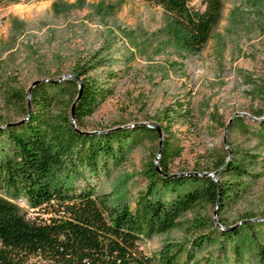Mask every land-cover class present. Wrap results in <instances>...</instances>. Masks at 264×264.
Wrapping results in <instances>:
<instances>
[{
  "label": "rangeland",
  "instance_id": "1",
  "mask_svg": "<svg viewBox=\"0 0 264 264\" xmlns=\"http://www.w3.org/2000/svg\"><path fill=\"white\" fill-rule=\"evenodd\" d=\"M85 64H98L87 74L97 83L107 81L108 73L114 77L109 81L112 95L84 118L81 131L105 132L138 123L159 128L156 119L169 108L173 116L169 114L164 130L173 149L169 173H209L217 183L218 177L225 179L216 168L219 161L260 149L252 130L264 116V0H223L221 20L198 53L183 48L159 7L140 0H4L0 126L25 120L19 94L25 103L31 82L63 81ZM72 82L66 86L65 102L76 94ZM177 105L182 108L176 110ZM163 136L160 131V138L138 137L117 168L108 164V175L77 178L74 185L88 183L107 196L109 205L131 207L145 185L140 172L149 161H158ZM5 145L2 134L0 146ZM258 172L247 192L219 215L215 205L203 203L181 216L175 228L142 241L139 248L151 254L164 245L183 243L194 217L210 218L213 225L217 216L226 224L250 216L251 222H258L254 220L264 216V168ZM18 204L28 218H46Z\"/></svg>",
  "mask_w": 264,
  "mask_h": 264
},
{
  "label": "trees",
  "instance_id": "2",
  "mask_svg": "<svg viewBox=\"0 0 264 264\" xmlns=\"http://www.w3.org/2000/svg\"><path fill=\"white\" fill-rule=\"evenodd\" d=\"M4 0H0V4ZM159 7L171 28L181 37L185 50L198 53L221 20L223 0H140ZM198 3L199 8H195ZM100 63V62H98ZM98 64L78 66L73 74L81 81V92L73 107L74 131L69 123L72 98L65 102L72 81L40 82L33 86L26 102L19 94L20 113L27 120L0 130L6 145L0 146V264H264V220L226 224L217 216L194 217L183 243L167 244L147 254L139 248L179 223L181 216L203 203L215 205L217 215L248 190L264 168V116L255 124L258 147L250 152L222 159L218 185L206 176H172L167 163L172 158L164 131L173 110L167 108L156 119L163 138L157 166L149 161L140 174L145 181L133 205L108 204L107 196L93 185H74L117 168L140 138L155 137L143 126L121 127L103 133L81 131L82 121L113 93L107 81L97 83L87 74ZM181 109V105L176 106ZM164 123L165 126H161ZM249 129V128H248ZM80 131V132H78ZM27 201L30 210L41 211L28 218L18 202ZM238 220V221H240Z\"/></svg>",
  "mask_w": 264,
  "mask_h": 264
},
{
  "label": "water",
  "instance_id": "3",
  "mask_svg": "<svg viewBox=\"0 0 264 264\" xmlns=\"http://www.w3.org/2000/svg\"><path fill=\"white\" fill-rule=\"evenodd\" d=\"M63 79L65 80H69V81H74L77 85V90H76V94L70 104V107H69V123H70V126L71 128L76 131V128L74 126V123H73V107H74V104L75 102L77 101L79 95H80V92H81V81L79 78L75 77V76H72V75H66L63 77ZM60 80H62V78H59L57 80H54V81H48V80H36V81H33L31 82V84L29 85L28 89H27V93H26V116L29 114V104H28V97H29V93H30V90L33 86H35L36 84L40 83V82H49V83H57L59 82ZM10 125H13L11 123H7L3 126H0V130L3 129L4 127L6 126H10ZM132 126H143V127H147V128H150L152 130H154L156 132V135L158 138H160V129L158 127H155V126H149V125H145V124H142V123H138V124H133V125H129V126H122V127H132ZM117 128H121V127H117ZM117 128H113V129H117ZM80 132V131H78ZM87 133H103V132H87ZM160 142L161 140L159 139L158 140V147H157V151H156V156H155V161H157L158 157H159V150H160ZM157 162L153 163L154 165V168L155 170L159 173V168L157 166ZM172 176H176L175 174H171ZM179 175H195L197 177H202V176H206V177H209L211 179V181L213 183H215V185L217 186L218 183L217 181L215 180V178L213 177L212 174H209V173H201V174H198V173H185V174H179ZM264 220V216L261 217L260 219H255L254 221H262ZM251 221V220H249ZM215 226H217L218 228H221L218 224H216Z\"/></svg>",
  "mask_w": 264,
  "mask_h": 264
},
{
  "label": "bare ground",
  "instance_id": "4",
  "mask_svg": "<svg viewBox=\"0 0 264 264\" xmlns=\"http://www.w3.org/2000/svg\"><path fill=\"white\" fill-rule=\"evenodd\" d=\"M29 115V114H28ZM28 115H27V117H28ZM27 117L25 118V120H22V121H20V122H18V123H15V124H13V125H11V126H15V125H20V124H22L24 121H26L27 120ZM77 130V129H76Z\"/></svg>",
  "mask_w": 264,
  "mask_h": 264
},
{
  "label": "clouds",
  "instance_id": "5",
  "mask_svg": "<svg viewBox=\"0 0 264 264\" xmlns=\"http://www.w3.org/2000/svg\"><path fill=\"white\" fill-rule=\"evenodd\" d=\"M27 205V201H24V204L21 205L22 207H25Z\"/></svg>",
  "mask_w": 264,
  "mask_h": 264
}]
</instances>
